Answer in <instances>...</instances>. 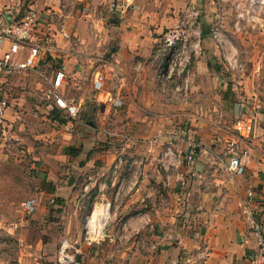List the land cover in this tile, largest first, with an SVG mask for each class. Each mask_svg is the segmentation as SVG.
Here are the masks:
<instances>
[{
  "label": "crops",
  "instance_id": "0c3cea01",
  "mask_svg": "<svg viewBox=\"0 0 264 264\" xmlns=\"http://www.w3.org/2000/svg\"><path fill=\"white\" fill-rule=\"evenodd\" d=\"M188 1L201 10L203 50L185 97L175 100L156 83L157 42ZM227 3L238 0H0V25L20 18L28 4L43 14L36 31L43 49L34 67L0 72V97L8 102L0 131L43 130L50 137L35 208L69 207L63 231L53 229L41 241L38 264H57L61 238L81 264H244L252 255L241 204L251 187L264 223V103L249 114L255 125L242 144L245 171L229 177L220 152L234 122L230 84L210 37L213 24L224 29L232 21ZM57 70L64 73L63 95L80 108L77 119L42 98ZM108 96L122 104L113 109ZM187 139L198 145L194 160L166 174L158 156L168 143L184 153ZM104 201L109 222L101 239L87 245L80 220L87 206Z\"/></svg>",
  "mask_w": 264,
  "mask_h": 264
},
{
  "label": "built area",
  "instance_id": "2783aa9c",
  "mask_svg": "<svg viewBox=\"0 0 264 264\" xmlns=\"http://www.w3.org/2000/svg\"><path fill=\"white\" fill-rule=\"evenodd\" d=\"M264 3V0H259ZM132 1H130L131 3ZM43 14L28 4L22 10V16L18 19L11 18L0 25V72L5 75H12L33 68L41 55L43 43L36 36L38 24ZM201 10L192 1L186 2L179 12L176 21L165 28L158 39L157 49L161 54V64L156 68V83L160 91L168 96H173L175 100L185 97L189 88V77L193 63L202 55V23L200 21ZM220 28L215 23L210 29V37L219 40ZM7 46L4 47V44ZM25 54L22 60L18 59L19 54ZM64 73L55 71L51 76L49 85L43 91V100L47 104H52L56 110L77 119L80 113L79 106L68 100L62 93V83ZM95 87H100V82L94 83ZM113 109L118 108L121 100L108 96ZM8 109V102L0 97V127L3 125ZM202 109H198V116L202 117ZM254 118L242 116L234 120L232 124V135L228 138L225 146L220 152V158L227 160L225 170L229 177L242 175L245 171V161L247 150L242 147L254 131ZM181 128L179 134H185ZM198 145L194 139H187L184 153L175 150L172 143L166 144L157 162L159 167L166 173L176 172L182 162L190 164L196 155ZM53 202V199L50 200ZM35 199H29L23 203L27 212L35 209ZM101 206V212L96 207ZM110 204L100 202L93 208L94 211L84 218V235L82 240L87 245H92L101 239L104 230L109 222ZM241 212L245 216L250 234L255 243V248L251 256L244 264H264V223L260 215V207L256 205L252 188H248L246 196L241 204ZM195 235L198 236L196 232ZM70 245L67 239L59 241L57 250L58 264H81L76 259L74 253L67 251ZM207 256V249L200 253Z\"/></svg>",
  "mask_w": 264,
  "mask_h": 264
},
{
  "label": "rangeland",
  "instance_id": "374dc122",
  "mask_svg": "<svg viewBox=\"0 0 264 264\" xmlns=\"http://www.w3.org/2000/svg\"><path fill=\"white\" fill-rule=\"evenodd\" d=\"M224 11L232 21L220 29L219 40H212L222 52L220 65L230 84L227 99L232 105L229 117L233 122L249 116L264 103V3L238 0L237 4L227 3ZM17 133L12 136L0 131V264H38L43 262L45 248L41 241H47L53 229L63 231L69 207L63 203L46 209L36 206L32 212L25 210L23 203L36 199L43 184L41 172L52 152L45 145L50 137L42 136L43 130ZM96 208L101 212V206ZM96 208L87 206L86 215L79 218L82 237L84 218ZM58 248L59 243L54 248L56 258Z\"/></svg>",
  "mask_w": 264,
  "mask_h": 264
},
{
  "label": "trees",
  "instance_id": "16d2710c",
  "mask_svg": "<svg viewBox=\"0 0 264 264\" xmlns=\"http://www.w3.org/2000/svg\"><path fill=\"white\" fill-rule=\"evenodd\" d=\"M203 35H204V32H202V37H203Z\"/></svg>",
  "mask_w": 264,
  "mask_h": 264
}]
</instances>
